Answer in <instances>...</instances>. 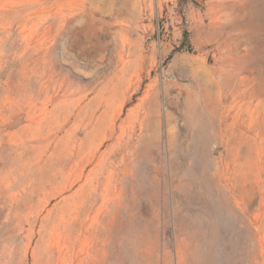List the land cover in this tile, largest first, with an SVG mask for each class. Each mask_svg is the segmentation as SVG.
I'll return each instance as SVG.
<instances>
[{"label": "rangeland", "instance_id": "1", "mask_svg": "<svg viewBox=\"0 0 264 264\" xmlns=\"http://www.w3.org/2000/svg\"><path fill=\"white\" fill-rule=\"evenodd\" d=\"M0 264H264V0H0Z\"/></svg>", "mask_w": 264, "mask_h": 264}]
</instances>
